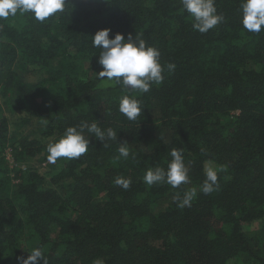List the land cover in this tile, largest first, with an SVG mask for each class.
<instances>
[{
    "label": "trees",
    "instance_id": "trees-1",
    "mask_svg": "<svg viewBox=\"0 0 264 264\" xmlns=\"http://www.w3.org/2000/svg\"><path fill=\"white\" fill-rule=\"evenodd\" d=\"M242 2L215 0L223 21L206 33L180 0H66L43 23L0 19V264L34 248L49 264H264V28H243ZM104 28L158 49L163 82L138 95L99 79L92 37ZM124 95L140 101L134 121L119 112ZM82 121L117 139L85 131L84 155L49 163L48 144ZM173 148L190 182L147 185ZM209 161L219 186L205 195Z\"/></svg>",
    "mask_w": 264,
    "mask_h": 264
},
{
    "label": "clouds",
    "instance_id": "clouds-1",
    "mask_svg": "<svg viewBox=\"0 0 264 264\" xmlns=\"http://www.w3.org/2000/svg\"><path fill=\"white\" fill-rule=\"evenodd\" d=\"M183 9L193 18L192 27L200 33H206L223 21V16L218 13L215 0H180ZM66 0H0V19H7L20 14L31 13L38 22H45L47 18L65 10ZM243 28L251 33H260L264 28V0H243L241 3ZM111 29L104 28L92 37V47L99 48L97 63L101 70L96 73L98 78L106 84L121 85L123 88L139 94L150 91L153 84H160L164 80V67L159 61L158 49L146 46V42L137 33L133 38L132 33L125 37L122 33H116L110 38ZM169 71L174 70L175 65H167ZM140 101L134 96L124 95L119 102V112L128 120L134 121L142 112ZM85 131L90 137H95L104 144L105 141L117 139V132L108 127L102 129L97 122L89 124L82 121L77 126H69L62 137L47 146V161L55 164L58 158L78 159L89 149V138H85ZM203 150V149H202ZM118 158L127 159L130 155L128 143H120ZM172 159L167 165V170L162 168H149L144 177V182L151 186L161 182L178 188L182 184H188V168L185 165L183 149L173 148L170 153ZM205 179L200 186V191L211 194L218 188V171L212 162H206L204 166ZM130 178L117 176L115 185L127 190L131 185ZM197 195L196 189L185 191L183 198L174 196L173 201L178 207L191 206L193 197ZM19 264H43L49 261L39 248H34L25 257H18ZM94 264H104L102 259H97Z\"/></svg>",
    "mask_w": 264,
    "mask_h": 264
},
{
    "label": "rangeland",
    "instance_id": "rangeland-1",
    "mask_svg": "<svg viewBox=\"0 0 264 264\" xmlns=\"http://www.w3.org/2000/svg\"><path fill=\"white\" fill-rule=\"evenodd\" d=\"M253 227H254V228H256V227H257V224H256V223H254Z\"/></svg>",
    "mask_w": 264,
    "mask_h": 264
}]
</instances>
